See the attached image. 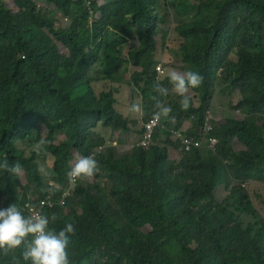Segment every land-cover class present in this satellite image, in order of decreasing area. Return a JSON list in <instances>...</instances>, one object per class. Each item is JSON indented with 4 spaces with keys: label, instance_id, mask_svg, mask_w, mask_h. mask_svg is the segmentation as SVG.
I'll return each mask as SVG.
<instances>
[{
    "label": "trees",
    "instance_id": "1",
    "mask_svg": "<svg viewBox=\"0 0 264 264\" xmlns=\"http://www.w3.org/2000/svg\"><path fill=\"white\" fill-rule=\"evenodd\" d=\"M44 1L70 17L72 24L61 26ZM159 2L91 0L89 5L85 0H0V162L18 161L36 186L34 195L41 196L35 206H28V196H20L15 186L17 177L0 170V207L16 204L27 215L44 200L57 203L44 214L56 215L50 224L56 231L73 223L69 264H177L175 253L189 264H264V221L260 227L244 229L228 211L235 207L255 216L241 186L264 185V0H196L195 5L169 0L177 12L184 5L193 9L191 20L175 29L182 42L172 55L203 76L201 86L194 89L200 105L191 102L184 111L176 104L163 121L166 128L157 129L148 147L142 146L146 130L138 134V146L131 153L119 155L109 146L108 140L129 132L130 122L115 108L114 91L100 95L94 90L89 71L98 61H111L119 54L142 68L136 78L148 80L145 93L151 94L157 74L149 69L158 53L162 20L156 9ZM134 36L140 45L126 57L120 51ZM232 54L236 61L230 60ZM218 74L241 91L243 97L234 108L244 118L229 117L204 135ZM112 78L103 75L105 80ZM188 118L194 139H215L216 150L194 149L175 163L170 155L180 145L170 129L182 128ZM42 123L52 140L48 150L59 176L58 187L49 193H43L34 160L26 159L15 146ZM100 125L104 130L97 133ZM58 134L66 141L55 145ZM234 143L242 149L235 150ZM77 154L95 157L110 191L99 185L95 191L79 189V184L61 205ZM219 179L233 185L226 204L215 196ZM74 205L79 211L65 215V208ZM155 221L158 228L144 232ZM22 250H0V264H25Z\"/></svg>",
    "mask_w": 264,
    "mask_h": 264
},
{
    "label": "rangeland",
    "instance_id": "2",
    "mask_svg": "<svg viewBox=\"0 0 264 264\" xmlns=\"http://www.w3.org/2000/svg\"><path fill=\"white\" fill-rule=\"evenodd\" d=\"M168 1L169 0H161V2H159V4L157 3L156 6V9L162 20L159 22L161 24H160V31L157 36L158 53L156 54L155 57V63L149 69L151 74H154V72L157 71V67L160 65L163 66L166 69V71L169 68H175L180 71L188 70L186 65L178 63L176 57L172 55V53L178 51L180 44L182 42V39L175 31V29L180 22L191 20V17L193 15V9L187 8L184 5L181 6L180 12H177L174 7L169 6ZM182 1L190 2L193 5L196 4V0H182ZM43 6L48 11L53 12L54 14L53 17L59 20L61 26H68V25L70 26L72 24V19L70 17H66L64 13L61 12L54 5L46 4V2L44 1ZM138 45H140V42L137 39V37L136 36L132 37V39H130L128 43H126L125 46L122 48L121 50L122 54L128 57L129 54H126V52L128 51L130 52L133 48L139 47ZM102 57H104L105 59V54ZM116 58H118L119 61L115 62ZM230 60L236 61L235 56L233 54L230 55ZM131 64H133L136 67V70L132 68V72L130 73V75H128L129 65ZM94 66H95L94 69L95 72H93L92 75L95 77L92 78L93 79L92 86L94 90L97 91L99 94L101 93V89L110 90V86L113 85V83L103 82L105 81V79H103V75L105 76L106 74H112L114 78L120 79L126 82V84H129L136 92L139 91L142 95H146L145 91L148 89L149 82L146 79L143 80L142 76L140 80L136 78V74L142 71V68L136 66V62H126L125 60L122 59L121 55L116 54L113 55L111 61L100 60ZM111 66L114 69L113 72L109 70V67ZM119 69H122L123 72L122 71L120 72ZM114 78L108 81H114L119 84L122 83V81L121 82L116 81ZM157 78L158 75L156 79ZM155 84L157 85L156 82ZM167 88H169V94L166 97V102L168 106H170L173 110L176 104L180 105V97H178L174 92L171 91V87H169V85ZM193 90L191 91L193 92V94H195V98H197L198 102L194 103L192 97V103L193 106L198 107L200 105L199 95L195 92V90L194 91ZM242 97L243 96L241 95V91L239 89H233L230 86V84L226 83L225 80L222 79V77H220L218 74L212 92L211 98L213 99L212 101L210 100V102L208 103L209 110L207 112L206 124L210 127H213L216 126V124L225 123V121L229 117L244 118L243 112L241 110H237L234 108L235 105H237V103L241 101ZM153 105H154V100L152 103L147 104L149 109V112L147 114L148 121L150 120L152 116V112L154 111ZM189 119L190 118L185 119V121H188ZM147 120L146 123L148 122ZM163 121L164 119L160 121V126L166 128ZM45 126L46 123H42L36 129H34V131L32 132V136L30 138H28L27 140H21L16 142L15 146L18 152L23 154V156L26 159L34 160V163L37 166L42 179L43 193H49L52 192L51 190L52 188L58 187L59 176L58 173L55 171L54 160H52V154L48 150V147L52 143V140L49 138L47 139L46 136L47 127ZM172 129H177V128L174 125L172 126L170 131H172ZM181 129H177V131L181 132ZM189 133L191 134L192 131L187 130L185 132V135H189ZM41 136H43L45 140L47 139V143L38 150L36 148V144L40 140ZM58 136H60L58 142H53L55 145H60L61 143L66 141L65 140L66 137H64L63 135L58 134ZM116 138L120 139L119 136ZM106 139H108V137H106ZM202 141H203V146L201 149L202 151L210 150L214 152L216 150L215 148L216 143L208 142V139L205 137H203ZM108 142L112 143L111 140H108ZM122 142H124V140H122ZM115 145H117V147H115L116 150L124 149L123 144L120 142H116ZM233 145L235 150L237 151L242 149V146L239 143H234ZM136 148H137V143L131 144L130 149H128L127 153L133 152V150H135ZM182 154L183 152L181 151V148L179 151L173 150V152L170 155V159L173 162L178 163L180 158L182 157ZM119 155H122V153L119 152ZM73 162L70 164V168ZM97 174L98 176H102L105 179L104 180L97 179L98 178ZM97 174H95L90 179H82L79 189L83 187H89L91 188L90 190L95 191L96 186L99 185L101 189L103 190L105 189L106 192L108 193V191H110V184H108L107 182L108 179L106 178V174L104 177V172H102L101 170ZM217 181L218 184H220V187L218 189H215L216 195L215 194L214 195L216 196V199L220 204H226L228 197H230V191L233 185L231 184V182H226L224 180L222 181L219 179ZM216 185L217 184H215L214 186ZM15 186L20 196L22 197H24L25 195L28 196L26 199L28 206H35V203H38L41 200L40 195L37 196L34 195L36 192V186L31 184L29 175L26 171H24L21 177H17L15 181ZM209 187L210 189H212V184L209 183ZM241 187L243 188V190L244 189L246 190L249 199L251 201V204L256 210V215L255 216L249 215L244 211L239 210L235 207L228 209V211L232 212L234 217H237L239 219V222L242 224L244 229H248L250 225H255L260 227L261 221H264V185L256 182H248L242 185ZM0 209L2 208L0 207ZM73 211H79L76 205L65 208L63 212H65V215H70V213H72ZM158 226L159 224L157 223V221H155L154 223L150 224L147 228H145L144 232L148 234L152 233L158 228ZM109 242H111V239ZM110 253L111 255L114 254L112 251ZM175 254L176 256L179 257V259L175 260L177 264H186V263L189 264L187 261L184 260L182 256L178 255V253Z\"/></svg>",
    "mask_w": 264,
    "mask_h": 264
},
{
    "label": "clouds",
    "instance_id": "3",
    "mask_svg": "<svg viewBox=\"0 0 264 264\" xmlns=\"http://www.w3.org/2000/svg\"><path fill=\"white\" fill-rule=\"evenodd\" d=\"M158 67L157 71H155L158 75L156 79L157 85L155 86V90L152 91L155 92V96L153 97L154 111L150 118L151 121L149 120L151 124H157L162 119L170 118L172 108L168 106L166 100L162 99L169 94L168 85L171 87V91L180 97L181 109L187 111L191 107L192 102L190 90L199 88L203 82V76L196 71H180L175 68H169L166 73V69L161 66L165 71L164 74H161ZM166 80H168L171 85L166 84ZM142 110V105L135 102L129 107V112L131 114L141 113ZM145 124L143 130H145ZM101 128H104L103 125H100L95 131L99 133ZM211 128L212 127L206 124L204 135H206ZM172 133L174 136L173 139L180 145L183 153H188L194 149L186 151V148L181 144V140L175 135L180 134L184 139H193L195 141L203 140V137L201 140H196L191 134L185 135L182 129L181 132L172 130ZM211 140L217 144L215 139ZM208 142H210V139H208ZM46 143V140L41 136L36 144V148L39 150L46 145ZM109 146L116 147L115 144L110 142ZM201 149L202 147L199 150ZM0 170L16 177H21L24 173L23 166L18 161L10 163L6 159L0 162ZM98 171V161L94 156H82L77 154L74 156V162L67 175L69 182L75 183L77 180L92 178ZM56 220V215L49 217L35 209H33L30 214L26 215L16 204H11L7 208L0 209V250L7 252L22 248L21 256L25 264H27V262H30V264H69L68 249L70 246V235L75 234V227L73 223H67L62 229L56 231L54 228L50 227V224ZM16 264H19V261H17Z\"/></svg>",
    "mask_w": 264,
    "mask_h": 264
},
{
    "label": "crops",
    "instance_id": "4",
    "mask_svg": "<svg viewBox=\"0 0 264 264\" xmlns=\"http://www.w3.org/2000/svg\"><path fill=\"white\" fill-rule=\"evenodd\" d=\"M91 19H93V18H91ZM120 52H122V51H120ZM126 54H129V51L126 52ZM132 68H134V70H136V67L133 64L129 65V74L128 75H130V73L132 72ZM93 70L94 69L91 68L89 71V76L91 78L95 77L92 75L93 72H95V70L94 71ZM119 71L121 72L122 69H119ZM115 80L119 81V82L122 81L120 79H115ZM103 82H111V83H113V85L110 86V90L101 89V93H103L105 91H114L115 96H116V100H117V103L115 104V108L117 109V111L121 115H123V117L126 120H128L130 122L129 132H126V133L121 132L119 134L121 142L117 139L115 141H112L113 144H116V142H120L123 144L124 149H120L118 152H121L122 154H124V153H127L128 149H130L131 144L138 143V141L140 140L139 139L140 136H138V134L144 133L143 127H144V124L146 123L147 114L149 112L147 104H150L153 102V97L155 96V92H152L151 94H148V95L147 94L142 95L139 91L136 92L129 84H126V82H124V81H122L121 84L116 83L114 81H108V80H105ZM190 94L193 97L194 103L198 102L197 98H195V94H193V92L191 90H190ZM212 99L213 98H211V101H212ZM134 102L142 105L143 110L141 113L131 114L129 112V107ZM191 128H192L191 121L188 120V121L183 122L182 130L184 132H186L187 130L190 131ZM103 130H104V128H101L100 133ZM122 140H124V142H122ZM116 147H117V145H116Z\"/></svg>",
    "mask_w": 264,
    "mask_h": 264
},
{
    "label": "built area",
    "instance_id": "5",
    "mask_svg": "<svg viewBox=\"0 0 264 264\" xmlns=\"http://www.w3.org/2000/svg\"><path fill=\"white\" fill-rule=\"evenodd\" d=\"M88 2L89 5H91V0H85ZM92 14H94V11H91ZM96 16V15H95ZM159 71L161 72V74H164V69L159 66ZM151 121V119H150ZM150 121H148L145 124V130H146V134H145V141L142 143L143 147H148L149 144L151 143L153 136L155 134V132L157 131V128L160 127V122L157 124H151ZM178 139L181 140V144L186 148V151H190L191 149H200L202 147V141H195L193 139H184L180 136V134L175 135ZM210 143H214L213 140L210 139ZM81 180H77L75 183H70L68 182L66 184V187L63 188L64 195H63V201L61 203V205L64 204L65 200H67L68 198H72L73 194L76 191L77 186L80 184ZM50 200H44L41 202L40 206L38 208L34 207L29 209V214L30 212L35 209L37 211H41L43 214L45 213L46 209H54L58 206L57 203H53V202H49ZM65 205V204H64Z\"/></svg>",
    "mask_w": 264,
    "mask_h": 264
}]
</instances>
